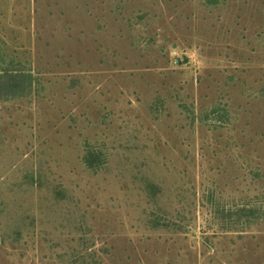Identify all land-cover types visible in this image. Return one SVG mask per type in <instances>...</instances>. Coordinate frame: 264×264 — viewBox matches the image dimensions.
Here are the masks:
<instances>
[{"label": "rangeland", "instance_id": "obj_1", "mask_svg": "<svg viewBox=\"0 0 264 264\" xmlns=\"http://www.w3.org/2000/svg\"><path fill=\"white\" fill-rule=\"evenodd\" d=\"M0 264H264V0H0Z\"/></svg>", "mask_w": 264, "mask_h": 264}, {"label": "trees", "instance_id": "obj_2", "mask_svg": "<svg viewBox=\"0 0 264 264\" xmlns=\"http://www.w3.org/2000/svg\"><path fill=\"white\" fill-rule=\"evenodd\" d=\"M20 77L19 76H16V77H13L11 80H14L15 82H17V80L19 79ZM17 83H19V82H17ZM14 84V86L16 85L15 83H13ZM15 90H17V88L15 87ZM252 213V215H253V217H255L256 218V210L255 209H253V211L251 212Z\"/></svg>", "mask_w": 264, "mask_h": 264}]
</instances>
